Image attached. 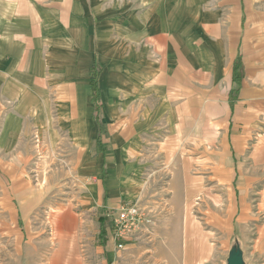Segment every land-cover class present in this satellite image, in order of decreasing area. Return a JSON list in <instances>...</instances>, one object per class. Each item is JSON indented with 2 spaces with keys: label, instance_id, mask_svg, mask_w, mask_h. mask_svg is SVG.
I'll list each match as a JSON object with an SVG mask.
<instances>
[{
  "label": "rangeland",
  "instance_id": "374dc122",
  "mask_svg": "<svg viewBox=\"0 0 264 264\" xmlns=\"http://www.w3.org/2000/svg\"><path fill=\"white\" fill-rule=\"evenodd\" d=\"M19 2L17 40L25 33L32 45L24 59L25 50L16 49L17 94L6 95L9 81H0V179L15 186L6 196L0 187V264H228L233 250L245 264H264L263 112L250 113L241 99L230 128L209 119L208 128L178 135L170 159L158 142L143 140L139 153L121 160L120 138L106 115L117 119L104 111L96 122L84 88L94 57L102 61L106 51L96 43L120 29L123 14L144 7L146 16H191L200 41L201 25L216 22L217 0H28L34 12L28 28ZM263 6L256 1L249 12ZM96 65L92 74L103 72ZM24 103L44 106L39 119L11 126L8 117ZM8 162L16 176L8 175ZM225 165L222 177L216 169ZM133 203L144 220L120 250L113 216ZM65 215L72 228L62 232L57 223ZM59 233L65 247L56 262Z\"/></svg>",
  "mask_w": 264,
  "mask_h": 264
},
{
  "label": "crops",
  "instance_id": "0c3cea01",
  "mask_svg": "<svg viewBox=\"0 0 264 264\" xmlns=\"http://www.w3.org/2000/svg\"><path fill=\"white\" fill-rule=\"evenodd\" d=\"M19 1L22 20L27 28L31 27L33 7H29L28 0ZM256 1L264 2L217 0L216 22L201 25L203 36L200 41H194L191 16L172 19L155 12L146 16L144 7H140L141 10L137 9L131 15L123 14L120 29H112L108 32L110 37L105 36L104 42L96 43L105 44L106 48L102 61L95 56L91 67L94 69L96 64L104 67L99 76L103 101L100 114L106 111L111 114L110 119H117L111 121L106 115L112 124L109 129L112 135H119L121 152L126 155L122 154L121 160L131 159L130 156L139 153L143 140L158 142L166 151V158L170 159L175 153L178 135L187 138L193 128H208L209 119L221 123L225 129L230 128L241 99L247 100L250 113H264V8L249 12ZM15 2L0 0V81H9L7 91L4 90L8 96L18 92L16 84H11L18 82L14 67L16 49L25 50L20 55L24 59L27 47L32 45L25 33L24 41L17 40ZM155 7L157 9L158 5ZM249 15L252 16L250 20ZM178 23L179 29L174 30L173 24L178 26ZM18 43L26 46L18 47ZM240 57L245 77L239 91L232 96L234 65ZM93 69L88 88H84L88 104L94 111L91 102ZM71 86L72 89L76 87ZM26 96L24 102H27ZM74 99L78 102L76 96ZM22 105L8 117L11 126L25 127L32 116L34 120L39 119V108L44 107ZM73 106L77 109V104ZM8 168L9 173H6L10 177L16 176V169L9 162ZM228 169V165L219 166L216 172L225 177ZM102 174H105L104 168ZM4 184L0 179L4 196L9 189L15 192V186L8 189ZM108 200L104 194V203ZM228 202L230 208L231 199ZM57 226L59 231L66 232L72 228V220L69 216H60ZM58 237L61 250L55 256L56 262L61 261L65 247L60 233Z\"/></svg>",
  "mask_w": 264,
  "mask_h": 264
},
{
  "label": "built area",
  "instance_id": "2783aa9c",
  "mask_svg": "<svg viewBox=\"0 0 264 264\" xmlns=\"http://www.w3.org/2000/svg\"><path fill=\"white\" fill-rule=\"evenodd\" d=\"M115 242L118 249H124L127 237L143 220L144 216L138 203L122 205L113 216Z\"/></svg>",
  "mask_w": 264,
  "mask_h": 264
},
{
  "label": "trees",
  "instance_id": "16d2710c",
  "mask_svg": "<svg viewBox=\"0 0 264 264\" xmlns=\"http://www.w3.org/2000/svg\"><path fill=\"white\" fill-rule=\"evenodd\" d=\"M98 65H96L95 67L97 68ZM94 67V68H95ZM243 65H242V61H241V57L236 61L235 65H234V84H237L238 85V88L237 90L233 89L231 91V94H236L239 89H240V85H241V80L243 78ZM100 71L99 72H93L92 76H93V80H92V97H91V102H92V105L94 107V119L96 122L99 121V115L101 113V109L103 107V104H102V98H101V90H100V87H99V76H100ZM101 224L103 225V221H105V219H101ZM103 233V235H105L106 233V230L105 228H101V234Z\"/></svg>",
  "mask_w": 264,
  "mask_h": 264
},
{
  "label": "water",
  "instance_id": "95a60500",
  "mask_svg": "<svg viewBox=\"0 0 264 264\" xmlns=\"http://www.w3.org/2000/svg\"><path fill=\"white\" fill-rule=\"evenodd\" d=\"M228 264H245L242 253L239 250H233L228 258Z\"/></svg>",
  "mask_w": 264,
  "mask_h": 264
}]
</instances>
